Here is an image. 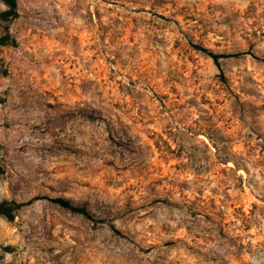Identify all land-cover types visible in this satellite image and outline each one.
<instances>
[{
    "label": "rangeland",
    "instance_id": "374dc122",
    "mask_svg": "<svg viewBox=\"0 0 264 264\" xmlns=\"http://www.w3.org/2000/svg\"><path fill=\"white\" fill-rule=\"evenodd\" d=\"M0 38V264H264V0H17Z\"/></svg>",
    "mask_w": 264,
    "mask_h": 264
},
{
    "label": "trees",
    "instance_id": "16d2710c",
    "mask_svg": "<svg viewBox=\"0 0 264 264\" xmlns=\"http://www.w3.org/2000/svg\"><path fill=\"white\" fill-rule=\"evenodd\" d=\"M5 4L9 7V10L3 12L0 14V18H6L16 13V7H17V0H3ZM6 44V38H0V45ZM196 48L202 52L207 53L217 65H220L219 61L220 59L224 58H230V57H236L242 54H252L250 52H244V53H235V54H216L209 49L203 47V46H196ZM53 202L65 207L74 210L75 212L88 215V212L79 207H75L71 205L68 201L62 199V198H55L53 199ZM9 202H3L0 204V216L6 217L8 220L12 221L14 219V210L18 209L21 205H13Z\"/></svg>",
    "mask_w": 264,
    "mask_h": 264
}]
</instances>
